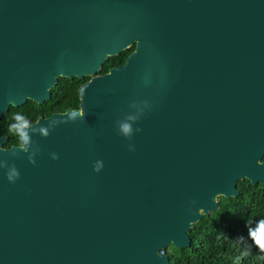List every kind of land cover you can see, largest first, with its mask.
<instances>
[{"label":"water","instance_id":"1","mask_svg":"<svg viewBox=\"0 0 264 264\" xmlns=\"http://www.w3.org/2000/svg\"><path fill=\"white\" fill-rule=\"evenodd\" d=\"M86 77L25 148L0 137V264H171L264 182V0H0V120Z\"/></svg>","mask_w":264,"mask_h":264},{"label":"trees","instance_id":"2","mask_svg":"<svg viewBox=\"0 0 264 264\" xmlns=\"http://www.w3.org/2000/svg\"><path fill=\"white\" fill-rule=\"evenodd\" d=\"M134 50L135 46L119 56L110 57L100 74H107L112 68L123 65ZM90 79L60 78L52 89L51 100L42 105L29 100L23 106H12L0 120V137H8L5 147L20 145L18 137L9 132L17 114L34 123L40 116L78 109L79 89ZM237 188V197H221L217 210L194 225L189 233L192 238L190 248L177 249L170 245L164 251L171 264H264V252L249 237V228L255 229L264 220V182L252 184L249 180H241Z\"/></svg>","mask_w":264,"mask_h":264},{"label":"clouds","instance_id":"3","mask_svg":"<svg viewBox=\"0 0 264 264\" xmlns=\"http://www.w3.org/2000/svg\"><path fill=\"white\" fill-rule=\"evenodd\" d=\"M84 116H85V110L84 108H82L78 112H75V111L71 112L70 114H68V120H64L61 122L67 123L69 120L74 121L77 118H83ZM28 128H29V121L28 119L25 118V116L21 114H17L15 116V122L12 123L9 127V132L18 137L21 148H25V146L27 145L29 141L28 134L25 131ZM121 128L125 135L129 134L131 131V126L129 124H123ZM41 132L45 136L48 135V130L46 128H41ZM21 141L22 143H20ZM53 159H59V156L54 153ZM30 162L32 164H35V161L31 160V158H30ZM94 170L96 172H99L100 168L94 167ZM19 178H20V173L15 168H13L12 172L9 173L7 176V179L12 183H15L16 180H18ZM249 237L252 239L254 244L259 248V250L261 252H264V220H261L259 222L258 227H256L255 229L249 228ZM240 239H243V237H241Z\"/></svg>","mask_w":264,"mask_h":264},{"label":"flooded vegetation","instance_id":"4","mask_svg":"<svg viewBox=\"0 0 264 264\" xmlns=\"http://www.w3.org/2000/svg\"><path fill=\"white\" fill-rule=\"evenodd\" d=\"M54 113H61V112H54ZM54 113H52V114H54ZM52 114H51V115H52ZM51 115H50V116H51ZM50 116H40L39 118H41V117L48 118V117H50ZM39 118H38V119H39ZM38 119H37V121H38ZM28 121L31 122L30 120H28ZM37 121H36V122H37ZM34 123H35V122H34ZM32 124H33V123H32Z\"/></svg>","mask_w":264,"mask_h":264}]
</instances>
